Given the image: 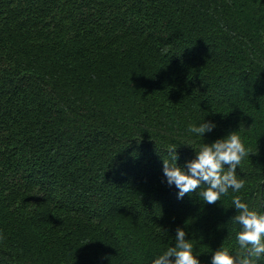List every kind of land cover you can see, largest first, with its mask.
<instances>
[{"label": "trees", "instance_id": "16d2710c", "mask_svg": "<svg viewBox=\"0 0 264 264\" xmlns=\"http://www.w3.org/2000/svg\"><path fill=\"white\" fill-rule=\"evenodd\" d=\"M233 131L245 187L178 198L169 149ZM237 195L264 213V0H0V264H153L177 228L211 264Z\"/></svg>", "mask_w": 264, "mask_h": 264}, {"label": "clouds", "instance_id": "9594fccd", "mask_svg": "<svg viewBox=\"0 0 264 264\" xmlns=\"http://www.w3.org/2000/svg\"><path fill=\"white\" fill-rule=\"evenodd\" d=\"M215 127L211 122H204L198 127L189 125L188 130L202 137ZM250 154L240 136L233 131L211 144L203 143L196 151L195 159L187 162L184 168L176 164V149H169L172 163L163 159V173L167 184L175 185L179 190L178 198L196 192L201 185H205L198 195L204 203L214 204L222 196L228 195L230 189L238 193L245 187V181L237 179L236 169ZM232 204L237 214L231 220L240 226L236 233L239 251L232 255L220 247L212 254L211 264H256L264 255V213L250 209L238 195L233 196ZM185 236V231L177 228L175 246L169 247L155 258L153 264H200L193 254L192 243Z\"/></svg>", "mask_w": 264, "mask_h": 264}]
</instances>
